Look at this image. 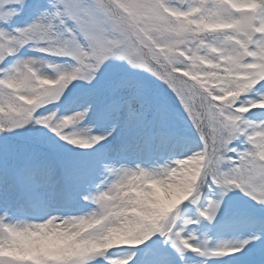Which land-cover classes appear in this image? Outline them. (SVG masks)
<instances>
[{"label": "snow or ice", "instance_id": "obj_1", "mask_svg": "<svg viewBox=\"0 0 264 264\" xmlns=\"http://www.w3.org/2000/svg\"><path fill=\"white\" fill-rule=\"evenodd\" d=\"M181 143L159 167L116 166ZM154 186L180 196L156 206ZM235 194L250 206L230 209ZM205 223L240 238L202 239ZM124 228L131 242L105 245ZM189 253L264 264V0H0V264Z\"/></svg>", "mask_w": 264, "mask_h": 264}, {"label": "rangeland", "instance_id": "obj_2", "mask_svg": "<svg viewBox=\"0 0 264 264\" xmlns=\"http://www.w3.org/2000/svg\"><path fill=\"white\" fill-rule=\"evenodd\" d=\"M62 111H64V110L62 109ZM87 123H88V126L89 127H93V122L92 121H88ZM181 126H183V125H181ZM94 130L95 131H99V129H94ZM181 133L186 138V140H188L189 137H191L190 130L188 128H186V127H184V130L181 131ZM185 134L187 136H185ZM183 144L184 143H181V145H183ZM86 151H88V150L76 149L75 150L76 155H73V158L76 159V160H78L81 163H87L88 160L90 159V157L81 155V153L86 152ZM182 153H184V152L181 150V153L180 154H178L176 156H169V158L166 157L167 156V153H166V155H165V157L163 159H159L160 156H158L157 157V160L152 164L151 167L152 168L153 167H159L161 164H163L165 162H170V161H172L174 159L181 158ZM138 159H140V158L136 154H132V155H130V157L128 159L116 161V166H120V164H124V165H126L128 167H135L136 164L139 163V162H137ZM139 164H141V162ZM250 204H251V201L247 200V198H244V197L239 196L238 194H235V195H232L231 200L229 201V208L230 209H233V208H236V207H246L247 208V207L250 206ZM181 208H182L181 214L183 216H185V217H191V216L194 215L193 207L190 204L182 205ZM53 214L54 215H63L64 214V211L63 210L56 211ZM226 216L227 215H221L216 223L218 225H223L224 222H223L222 219L225 218ZM28 222H33V221L28 220ZM194 227H196V229H197V226H194ZM199 227L202 230H204V231H208V229L211 228V231H209V232H211L213 234L215 233V230L216 229L223 230L224 231V234L221 235L222 237L226 233L229 232V228H221V227L212 228L210 225H207L206 223L200 225ZM238 238H240L239 237V233H237L234 236H232L231 240H235V239H238ZM124 252H125V249H123V248H114L113 250H111V253L112 254H117V255H122ZM97 264H99V262H97ZM192 264H197V262L194 261Z\"/></svg>", "mask_w": 264, "mask_h": 264}, {"label": "clouds", "instance_id": "obj_3", "mask_svg": "<svg viewBox=\"0 0 264 264\" xmlns=\"http://www.w3.org/2000/svg\"><path fill=\"white\" fill-rule=\"evenodd\" d=\"M155 187L156 195L158 197L155 202L156 206H160L164 203L174 202L180 196V189L168 187ZM134 230L131 228H124L111 232L105 237L104 243L106 246L119 245L123 243L131 242L133 239ZM60 239H70L64 234H57Z\"/></svg>", "mask_w": 264, "mask_h": 264}, {"label": "trees", "instance_id": "obj_4", "mask_svg": "<svg viewBox=\"0 0 264 264\" xmlns=\"http://www.w3.org/2000/svg\"><path fill=\"white\" fill-rule=\"evenodd\" d=\"M23 133H20V134H14L12 136L9 137V141L11 143H17L18 140H19V136L22 135Z\"/></svg>", "mask_w": 264, "mask_h": 264}]
</instances>
